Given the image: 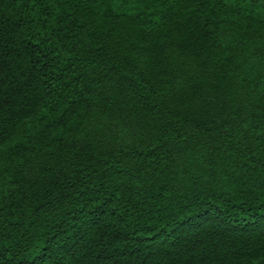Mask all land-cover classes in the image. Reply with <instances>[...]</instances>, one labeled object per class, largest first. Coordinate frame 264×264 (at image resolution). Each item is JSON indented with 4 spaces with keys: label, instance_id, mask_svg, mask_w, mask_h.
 Segmentation results:
<instances>
[{
    "label": "trees",
    "instance_id": "trees-1",
    "mask_svg": "<svg viewBox=\"0 0 264 264\" xmlns=\"http://www.w3.org/2000/svg\"><path fill=\"white\" fill-rule=\"evenodd\" d=\"M0 264H264V0H0Z\"/></svg>",
    "mask_w": 264,
    "mask_h": 264
}]
</instances>
